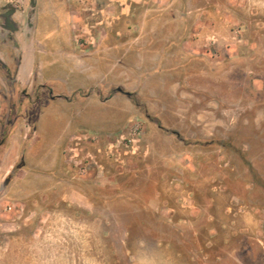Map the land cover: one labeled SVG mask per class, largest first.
<instances>
[{"label":"rangeland","instance_id":"374dc122","mask_svg":"<svg viewBox=\"0 0 264 264\" xmlns=\"http://www.w3.org/2000/svg\"><path fill=\"white\" fill-rule=\"evenodd\" d=\"M61 1L44 43L131 59L25 130L0 264H264V0Z\"/></svg>","mask_w":264,"mask_h":264},{"label":"flooded vegetation","instance_id":"af4514ba","mask_svg":"<svg viewBox=\"0 0 264 264\" xmlns=\"http://www.w3.org/2000/svg\"><path fill=\"white\" fill-rule=\"evenodd\" d=\"M37 6L36 0H0V201L24 165L25 130L37 131L47 101L68 100L46 80L38 61L29 60Z\"/></svg>","mask_w":264,"mask_h":264},{"label":"crops","instance_id":"0c3cea01","mask_svg":"<svg viewBox=\"0 0 264 264\" xmlns=\"http://www.w3.org/2000/svg\"><path fill=\"white\" fill-rule=\"evenodd\" d=\"M62 3L63 1L61 0H41V5L37 12V26L35 27V32L40 43H34L28 49V52L29 60L31 62L38 61L39 70L41 72L45 71L46 80L53 84L55 91H62L67 97L69 104L76 107L75 111L71 113L74 117L85 113V109L81 107V103L82 99L86 100L87 96L83 95L82 92L88 90L89 82L94 80L104 82V79H108L112 85L114 83L118 84L121 79V58L122 61H129L131 58L130 54L121 53V46L117 39L105 47V44L102 42L95 50L94 55H91L92 53L89 54L86 46L79 44L66 49L58 47L57 44L50 45L44 43L45 41L57 43L67 39L65 29L55 31L52 26L54 22L53 14L55 12L58 13L56 9H60ZM150 44L149 47L151 48ZM134 47L135 45L129 43L127 50L130 52L135 49ZM62 68H64L63 71ZM71 74H73V81L70 79ZM121 90V88H117V91ZM50 112L51 110L41 112L39 121L42 123L45 120L44 115H49ZM70 123L71 121H69ZM69 129L70 131L75 130V128L72 130L70 125Z\"/></svg>","mask_w":264,"mask_h":264}]
</instances>
